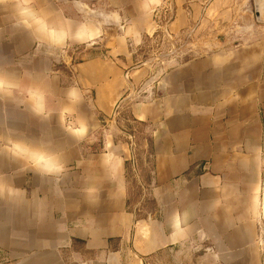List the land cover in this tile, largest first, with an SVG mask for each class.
Segmentation results:
<instances>
[{
  "label": "crops",
  "instance_id": "obj_1",
  "mask_svg": "<svg viewBox=\"0 0 264 264\" xmlns=\"http://www.w3.org/2000/svg\"><path fill=\"white\" fill-rule=\"evenodd\" d=\"M21 2L0 0V264H264V24L139 56L165 7L178 37L249 0H28V28Z\"/></svg>",
  "mask_w": 264,
  "mask_h": 264
},
{
  "label": "rangeland",
  "instance_id": "obj_2",
  "mask_svg": "<svg viewBox=\"0 0 264 264\" xmlns=\"http://www.w3.org/2000/svg\"><path fill=\"white\" fill-rule=\"evenodd\" d=\"M243 12L245 18H240L235 23L232 19L219 18V20L208 24L207 28L200 33H196L195 30H189L175 37L170 33L169 27H167V33L163 28H160L158 35L144 37L140 47L145 48L139 52L140 61L145 62L152 58L162 59L170 53L176 54L179 47H241L248 38L247 33L254 30V26L257 27L264 24V15L262 16V21L258 20L256 16L254 0H249L247 8L244 7ZM246 17H249L251 21L246 20ZM164 20L163 17L161 22H164ZM75 61L78 63L81 58H76ZM177 252H180L177 257L173 253L165 256V262L169 264H193V261L186 254L182 256V250H177ZM162 261L163 257L160 255L158 263L161 264Z\"/></svg>",
  "mask_w": 264,
  "mask_h": 264
},
{
  "label": "clouds",
  "instance_id": "obj_3",
  "mask_svg": "<svg viewBox=\"0 0 264 264\" xmlns=\"http://www.w3.org/2000/svg\"><path fill=\"white\" fill-rule=\"evenodd\" d=\"M17 12L20 17V20L17 21V23L23 24L25 27L28 28L29 20L31 18L32 13V10L28 7V0H22L21 3L17 4ZM4 86L11 88L13 86V80L8 78L6 82L5 77L0 76V87ZM67 95L69 97H78L79 89L73 86L68 89ZM37 114L39 113L37 112ZM24 146L27 147L30 152L36 154V158L30 162L39 170L46 173H56L63 170V164L57 155L45 151L33 150L26 145Z\"/></svg>",
  "mask_w": 264,
  "mask_h": 264
},
{
  "label": "built area",
  "instance_id": "obj_4",
  "mask_svg": "<svg viewBox=\"0 0 264 264\" xmlns=\"http://www.w3.org/2000/svg\"><path fill=\"white\" fill-rule=\"evenodd\" d=\"M164 12H166V14L163 16L164 17V22H161V28H163V30L167 33V27H168V22L171 20V14H170V7H165L163 9ZM160 17V21H162V15L159 14ZM131 139H133L132 137H130Z\"/></svg>",
  "mask_w": 264,
  "mask_h": 264
},
{
  "label": "water",
  "instance_id": "obj_5",
  "mask_svg": "<svg viewBox=\"0 0 264 264\" xmlns=\"http://www.w3.org/2000/svg\"><path fill=\"white\" fill-rule=\"evenodd\" d=\"M255 11L258 20L262 21V16L264 15V0H254Z\"/></svg>",
  "mask_w": 264,
  "mask_h": 264
}]
</instances>
